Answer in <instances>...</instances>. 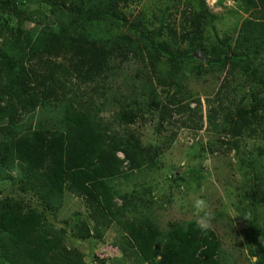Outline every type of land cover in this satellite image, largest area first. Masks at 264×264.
<instances>
[{
    "label": "trees",
    "instance_id": "1",
    "mask_svg": "<svg viewBox=\"0 0 264 264\" xmlns=\"http://www.w3.org/2000/svg\"><path fill=\"white\" fill-rule=\"evenodd\" d=\"M235 1L245 14L235 33L221 35L220 15L207 0H156L152 19L145 10L126 11L142 0H0V264H117L126 257L132 264H226L214 228L202 233L190 220L163 230L143 193L116 183L153 168L182 128L200 130L206 118L219 134L217 150L240 153L246 138L259 141L243 156L249 190L242 214L254 264H264V0ZM175 8L180 26L170 20ZM124 59L142 64V77L114 98L119 108L106 121L95 95ZM204 66L224 75L205 118L187 83ZM38 110L50 121H26ZM145 112L158 118L159 130L168 125L159 143L145 144L130 128ZM66 192L88 212L65 225L81 240L115 226L111 249L122 258L89 261L67 244V227L49 216L63 208Z\"/></svg>",
    "mask_w": 264,
    "mask_h": 264
},
{
    "label": "rangeland",
    "instance_id": "2",
    "mask_svg": "<svg viewBox=\"0 0 264 264\" xmlns=\"http://www.w3.org/2000/svg\"><path fill=\"white\" fill-rule=\"evenodd\" d=\"M217 1L207 0L210 8L220 15L216 21L218 32L221 35L235 33V26L241 20V15L245 14L241 3L235 0H223L224 4L218 5ZM155 3L156 0H142L140 3L130 4L126 11L137 14L145 10L147 16L152 19L154 13L159 11ZM179 11L175 8L170 15V20L177 26H180ZM117 64L114 74H110L106 80L104 85L106 87L95 95L97 103L104 104L100 113L106 121L112 120L114 111L119 108L114 98L119 97L121 93H129L142 77V64L136 59L118 60ZM205 68L207 67L204 66L202 74L192 75L187 81L188 89L195 97H200L202 100L204 118L209 107L207 98L215 95L224 79L220 71H207ZM25 119L28 122L39 119L47 122L51 117L45 111L38 110L34 114L26 115ZM205 121L204 127L200 130L182 128L172 147L158 159L153 168L135 172L130 179L119 178L116 183L122 192L137 190L143 193L150 206L146 212L163 230L168 228L170 221L196 220L193 214V200L197 197L207 200L214 212L212 228L217 231L223 242L224 262L254 264L257 258L250 253L244 237L245 221L242 206L248 203L246 193L249 187L247 160H244L243 156L246 154L247 158L249 151L254 150L259 141L250 138L243 140L241 150L244 153L242 151L238 153L237 150L228 151L226 146L223 147L224 150H217L221 147L219 134L211 128L207 118ZM158 122L157 117L152 118L148 112H145L130 128L142 137L145 144L159 143L165 135L170 133V130L165 128L167 124L159 130ZM205 160L210 161V164L205 166ZM13 172L20 175L18 168H15ZM119 202L121 203V200ZM87 212L82 198L66 192L63 208L57 216L50 214L49 216L57 226H64L65 219H69L74 225L76 221L86 216ZM65 227L68 231L67 244L70 247H79L86 254L87 260H94L96 255L106 257L108 253L111 259L122 258L121 252L111 249L112 242L119 236L115 226L104 228L102 238L86 240L78 239L72 226L65 225ZM132 263H134L132 257H126L120 263L117 262V264ZM108 264L113 263L108 261Z\"/></svg>",
    "mask_w": 264,
    "mask_h": 264
},
{
    "label": "clouds",
    "instance_id": "3",
    "mask_svg": "<svg viewBox=\"0 0 264 264\" xmlns=\"http://www.w3.org/2000/svg\"><path fill=\"white\" fill-rule=\"evenodd\" d=\"M205 166L210 164V161H204ZM193 214L196 217L195 223L197 228L202 233H207L212 228V221L214 219V212L208 201L203 198H195L192 202ZM93 264V263H92ZM96 264V263H94Z\"/></svg>",
    "mask_w": 264,
    "mask_h": 264
},
{
    "label": "water",
    "instance_id": "4",
    "mask_svg": "<svg viewBox=\"0 0 264 264\" xmlns=\"http://www.w3.org/2000/svg\"><path fill=\"white\" fill-rule=\"evenodd\" d=\"M197 56L203 60H206L207 58L205 57L204 53L202 52V50H199L198 53H197ZM256 258V257H255ZM96 264H99L98 262H94ZM93 263V264H94Z\"/></svg>",
    "mask_w": 264,
    "mask_h": 264
},
{
    "label": "crops",
    "instance_id": "5",
    "mask_svg": "<svg viewBox=\"0 0 264 264\" xmlns=\"http://www.w3.org/2000/svg\"><path fill=\"white\" fill-rule=\"evenodd\" d=\"M94 263V262H93Z\"/></svg>",
    "mask_w": 264,
    "mask_h": 264
}]
</instances>
